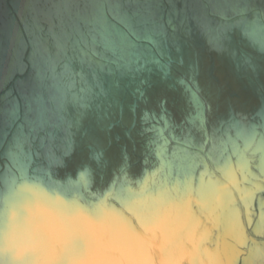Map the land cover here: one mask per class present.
Instances as JSON below:
<instances>
[{
    "label": "water",
    "instance_id": "95a60500",
    "mask_svg": "<svg viewBox=\"0 0 264 264\" xmlns=\"http://www.w3.org/2000/svg\"><path fill=\"white\" fill-rule=\"evenodd\" d=\"M0 264H264V0H0Z\"/></svg>",
    "mask_w": 264,
    "mask_h": 264
}]
</instances>
